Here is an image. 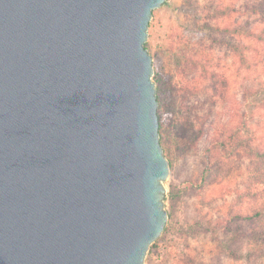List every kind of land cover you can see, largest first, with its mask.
<instances>
[{
    "label": "water",
    "instance_id": "obj_1",
    "mask_svg": "<svg viewBox=\"0 0 264 264\" xmlns=\"http://www.w3.org/2000/svg\"><path fill=\"white\" fill-rule=\"evenodd\" d=\"M166 0H0V264H144L168 220L144 45Z\"/></svg>",
    "mask_w": 264,
    "mask_h": 264
},
{
    "label": "rangeland",
    "instance_id": "obj_2",
    "mask_svg": "<svg viewBox=\"0 0 264 264\" xmlns=\"http://www.w3.org/2000/svg\"><path fill=\"white\" fill-rule=\"evenodd\" d=\"M239 27L264 35V0H166L152 14L144 47L166 106L168 220L144 264H264V241L242 236L264 234V163L215 150L225 129H239L264 151V44L222 31ZM226 42L243 48L244 62Z\"/></svg>",
    "mask_w": 264,
    "mask_h": 264
},
{
    "label": "trees",
    "instance_id": "obj_3",
    "mask_svg": "<svg viewBox=\"0 0 264 264\" xmlns=\"http://www.w3.org/2000/svg\"><path fill=\"white\" fill-rule=\"evenodd\" d=\"M214 16L216 18L228 16L227 7L222 8V9H217L214 12ZM222 31L234 37L245 36L247 38H254L264 44L263 34H256L253 31H250L244 28H240V27L230 28V29L224 28ZM262 33H264V30L262 31ZM225 44L227 45V47L230 49L232 53H235L238 57L243 59V62L245 61V56H244L242 47H239L238 45H235V44H231L230 42H226ZM153 81L155 84L156 99L158 102L159 133H160V136H162L163 127H162V121H161V112L162 113L165 112L166 106L161 97L162 95L161 77L158 74H156L153 76ZM220 137H221L220 138L221 140L216 142L215 150L221 157L229 159V158L236 157L238 155H243L249 160H258L264 163V151L260 150L256 146H253L252 137L249 135L248 131L239 130V129H225L224 132L220 134ZM195 143H196V139L193 138L186 143V147L192 148L195 146ZM163 151L164 153H166L165 148ZM202 180H204V178H202ZM262 214H264V204H262L260 209L257 211V216H260ZM237 218H240V215L234 214L231 216L230 220H235ZM230 222L231 221H228V223H225L224 225L228 231H231V228L229 225ZM242 236L248 240L253 239V240H258V241H264L263 233H256L253 235L242 233ZM153 246L154 245H152L151 247ZM228 252L233 254V251L230 249L228 250Z\"/></svg>",
    "mask_w": 264,
    "mask_h": 264
}]
</instances>
